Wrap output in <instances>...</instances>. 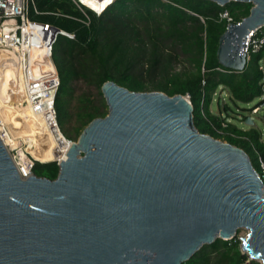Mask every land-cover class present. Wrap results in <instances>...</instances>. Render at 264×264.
I'll list each match as a JSON object with an SVG mask.
<instances>
[{"label": "water", "instance_id": "obj_1", "mask_svg": "<svg viewBox=\"0 0 264 264\" xmlns=\"http://www.w3.org/2000/svg\"><path fill=\"white\" fill-rule=\"evenodd\" d=\"M230 23L221 65L243 71L264 0ZM109 106L60 162L56 179H22L0 138V264H183L248 230L241 249L264 264V181L242 148L201 133L187 96L107 81ZM247 124H254L251 116Z\"/></svg>", "mask_w": 264, "mask_h": 264}, {"label": "trees", "instance_id": "obj_2", "mask_svg": "<svg viewBox=\"0 0 264 264\" xmlns=\"http://www.w3.org/2000/svg\"><path fill=\"white\" fill-rule=\"evenodd\" d=\"M35 3L39 10L31 14L35 21L76 33L75 39L59 34L53 45L52 57L61 79L57 106L62 93L73 101L76 81H84L97 90V94L83 92L77 97L76 133L69 139L77 141L94 119L108 115L102 86L115 81L132 91L189 94L194 123L201 133L242 148L253 163L250 141L264 158L263 134L259 130L239 128L223 117V112L212 110L219 92L228 91L234 102L241 103H250L262 95L264 73L259 62L264 48L253 53L246 68L239 72L224 67L218 59L220 38L230 24L220 17L221 13L228 11L234 22H240L250 15L252 3L231 1L222 6L210 0H116L99 15L85 7L91 18L89 27L81 21L83 14L72 0ZM180 63L186 66L178 69ZM217 102L221 108V96ZM223 107L229 114V107ZM58 115L61 126L59 111ZM248 117L243 116L242 121ZM47 130L53 146L68 140L63 133L56 135L49 124ZM52 156L44 153L40 156L44 160L35 156L46 162L34 166L35 175L57 178L59 165L49 162L55 160L49 159ZM255 169L262 173V169ZM241 243L238 236L230 240L219 238L204 245L183 264H261L242 251Z\"/></svg>", "mask_w": 264, "mask_h": 264}, {"label": "built area", "instance_id": "obj_3", "mask_svg": "<svg viewBox=\"0 0 264 264\" xmlns=\"http://www.w3.org/2000/svg\"><path fill=\"white\" fill-rule=\"evenodd\" d=\"M72 1L83 14L81 21L89 27L91 18L85 7L89 9L91 7L86 5L83 0ZM33 12L39 13L35 0H0V63L14 66L16 70L22 73L26 82L28 96L35 111L42 114L52 131L59 135L63 132L59 123L56 99L61 79L52 57L53 45L59 34L75 39L76 33L52 24L35 21L31 17ZM220 17L228 19L230 23L240 24L241 22H234L228 11L221 13ZM39 25L55 26L58 29L52 41L45 42L42 39L43 34L38 30ZM246 37L245 50L247 62L249 63L252 54L264 48V25L252 30ZM218 69L223 72L228 71L221 67ZM261 87L262 93H264V80ZM187 99L190 100L189 94ZM260 111H264V96L261 104L253 108L252 113L257 114ZM223 125L225 126V124ZM0 138L22 179L32 176L34 174V166L37 163H43L36 160L25 147L13 146L12 141L9 140L10 134L1 114ZM67 143L68 153L74 141L68 138ZM259 159L262 169V173H259V175L264 181V158L260 156ZM62 161L58 159L51 162L59 164Z\"/></svg>", "mask_w": 264, "mask_h": 264}, {"label": "bare ground", "instance_id": "obj_4", "mask_svg": "<svg viewBox=\"0 0 264 264\" xmlns=\"http://www.w3.org/2000/svg\"><path fill=\"white\" fill-rule=\"evenodd\" d=\"M116 0H83V2L91 7L98 15L115 3ZM38 30L43 34V40L50 42L54 39L58 29L55 26L39 25ZM0 114L10 134L9 140L13 146L25 147L24 135L31 133L34 142V152L41 154L49 137L43 133V128L48 123L42 114L35 111L32 102L27 93L25 79L22 73L14 66L2 65L0 63ZM13 117L10 121L8 117ZM19 134L20 139H16ZM60 150H64L66 144L61 142ZM67 159V152L65 155ZM64 160V159H62Z\"/></svg>", "mask_w": 264, "mask_h": 264}, {"label": "rangeland", "instance_id": "obj_5", "mask_svg": "<svg viewBox=\"0 0 264 264\" xmlns=\"http://www.w3.org/2000/svg\"><path fill=\"white\" fill-rule=\"evenodd\" d=\"M263 73H264V49L262 50V58L259 62ZM186 65L183 63H180L177 65L178 69H183ZM74 98L72 101V98L70 96H68L65 93H62V95L60 96V100H59V104L57 106V109L61 115V129L62 132L64 133V135L66 136V138L68 139V137H72L75 135L76 133V124H75V105L77 103V97L83 93V92H89L94 94H97V90L95 87L89 86L87 85L84 81H76L74 84ZM219 96H221V108L218 106V98ZM264 96V93H262L261 96L255 98L252 102L250 103H241V102H234L231 98H230V94L228 91H224V92H219V94L216 96L215 95V101L213 103L212 106V110L214 111V113L220 114L221 112L224 113L223 117H226V119L228 121H230L231 123L237 125L239 128H242L244 130H248L252 127L256 128L257 130H259L263 135V140H264V111H260L257 114H253L252 113V109L256 106H258L261 101H262V97ZM227 105L229 107V111L227 114L226 111L224 110V105ZM221 109V110H220ZM243 116H251L252 119L254 120V124H247L245 121H242ZM13 117L9 116L7 120H11ZM47 126L48 123L46 124V126L43 128V133L45 135H47L49 137V141L47 142L44 151L41 154H37L34 152L33 148H34V142L32 140L31 137V133L30 131L25 133L24 135V142H25V148L28 152H30L33 157H39L44 154V153H50L53 156L49 159L55 158V160L58 159H65V155L66 152L68 150V143L67 140H63V143L66 144V147L64 150H60L59 151V147L60 145L58 144L57 146H53V143L51 141V134L48 132L47 130ZM16 139L19 140L21 137L19 134H16ZM74 141V140H73ZM76 142V141H74ZM248 146L250 147L251 150V157L253 160V164L255 166V168L257 169H261V165H260V155L261 153L255 149L253 147L252 142L248 141ZM41 160H44L42 158H40ZM49 159H45V160H49ZM54 161V160H52ZM41 162V161H40ZM51 162V161H49ZM46 163V162H43ZM248 234V230L246 229H239L237 236L241 239L242 237H245ZM248 254V253H247ZM251 259V257H250ZM252 260V259H251Z\"/></svg>", "mask_w": 264, "mask_h": 264}]
</instances>
